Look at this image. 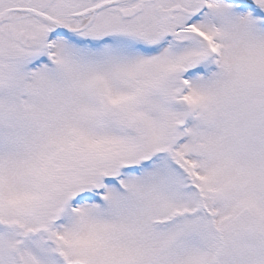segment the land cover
<instances>
[{
	"label": "snow or ice",
	"instance_id": "1",
	"mask_svg": "<svg viewBox=\"0 0 264 264\" xmlns=\"http://www.w3.org/2000/svg\"><path fill=\"white\" fill-rule=\"evenodd\" d=\"M0 264H264V0H0Z\"/></svg>",
	"mask_w": 264,
	"mask_h": 264
}]
</instances>
